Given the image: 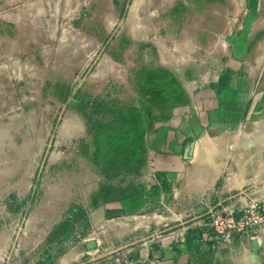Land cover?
<instances>
[{
    "label": "rangeland",
    "instance_id": "obj_1",
    "mask_svg": "<svg viewBox=\"0 0 264 264\" xmlns=\"http://www.w3.org/2000/svg\"><path fill=\"white\" fill-rule=\"evenodd\" d=\"M262 95L264 0H0V264H264Z\"/></svg>",
    "mask_w": 264,
    "mask_h": 264
},
{
    "label": "crops",
    "instance_id": "obj_2",
    "mask_svg": "<svg viewBox=\"0 0 264 264\" xmlns=\"http://www.w3.org/2000/svg\"><path fill=\"white\" fill-rule=\"evenodd\" d=\"M253 62H256L255 59H252ZM240 62H238L236 65H239ZM233 64H223L221 67L223 70L219 74V76L216 78L215 88L217 90H221L223 88H227L228 92L233 94L236 98L241 100L243 102V106L246 103V99L251 98V81L250 77H240L239 75H229L224 73V69L228 70L229 67H231ZM229 77V78H227ZM259 96V95H258ZM264 98V95L261 96ZM157 166H168L174 169H179L182 167V163L179 160L178 157H168L166 160L162 158H159L157 160Z\"/></svg>",
    "mask_w": 264,
    "mask_h": 264
},
{
    "label": "bare ground",
    "instance_id": "obj_3",
    "mask_svg": "<svg viewBox=\"0 0 264 264\" xmlns=\"http://www.w3.org/2000/svg\"><path fill=\"white\" fill-rule=\"evenodd\" d=\"M133 12V11H132ZM264 135V128L260 129L259 131L256 132L255 136H262ZM30 228H33V224L31 223ZM33 230V229H32Z\"/></svg>",
    "mask_w": 264,
    "mask_h": 264
}]
</instances>
